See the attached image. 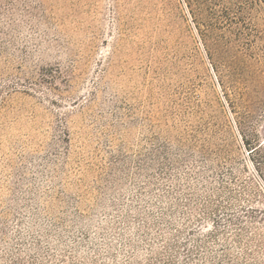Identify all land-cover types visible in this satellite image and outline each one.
<instances>
[{"label": "rangeland", "instance_id": "obj_1", "mask_svg": "<svg viewBox=\"0 0 264 264\" xmlns=\"http://www.w3.org/2000/svg\"><path fill=\"white\" fill-rule=\"evenodd\" d=\"M0 264H264V0H0Z\"/></svg>", "mask_w": 264, "mask_h": 264}]
</instances>
